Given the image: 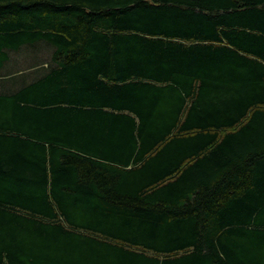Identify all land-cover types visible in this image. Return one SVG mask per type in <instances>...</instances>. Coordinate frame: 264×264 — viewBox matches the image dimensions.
<instances>
[{
  "label": "trees",
  "instance_id": "obj_1",
  "mask_svg": "<svg viewBox=\"0 0 264 264\" xmlns=\"http://www.w3.org/2000/svg\"><path fill=\"white\" fill-rule=\"evenodd\" d=\"M0 264H264V0H0Z\"/></svg>",
  "mask_w": 264,
  "mask_h": 264
},
{
  "label": "rangeland",
  "instance_id": "obj_2",
  "mask_svg": "<svg viewBox=\"0 0 264 264\" xmlns=\"http://www.w3.org/2000/svg\"><path fill=\"white\" fill-rule=\"evenodd\" d=\"M37 53L44 58H49L50 56V50L46 46H39L37 48ZM30 55H31V51H29V49L26 48L22 52L14 54L13 57L14 60L16 59L19 62H21L20 64L27 65V63L30 61Z\"/></svg>",
  "mask_w": 264,
  "mask_h": 264
}]
</instances>
